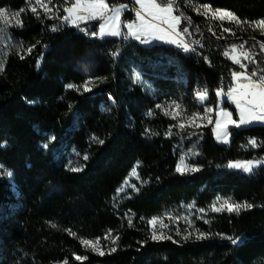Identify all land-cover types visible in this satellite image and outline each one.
Segmentation results:
<instances>
[{"label": "trees", "instance_id": "16d2710c", "mask_svg": "<svg viewBox=\"0 0 264 264\" xmlns=\"http://www.w3.org/2000/svg\"><path fill=\"white\" fill-rule=\"evenodd\" d=\"M174 4L182 18L179 30L188 27L202 46L193 55L176 45L87 38L59 23L61 15L37 19L24 12L27 0H0L5 10L24 9L21 27L12 30L27 50L35 46L30 53L14 50L0 71V165L12 176V183L0 176V264H264V169L246 176L226 168L229 161L264 157V125L231 127L229 142L219 144L211 124L192 132L162 111V105L176 102L188 115L203 113L197 89L206 91V106L216 109L217 89L237 71L223 56L233 45L251 53L248 71L264 68V30L223 36L190 6L231 12L247 25L264 19V0ZM121 18L128 23L133 15L127 8ZM90 29L97 31L98 25ZM224 108L237 118L228 101ZM178 146H195L192 162L199 171H175ZM72 147L89 157L82 171L65 167ZM136 164L145 184L117 211L112 199ZM217 197L252 207L212 215L203 239L151 238L152 217L185 202L205 208ZM125 211L133 214L131 221ZM109 232L116 236L115 251L100 255L82 243ZM238 236L247 237L242 247L224 238Z\"/></svg>", "mask_w": 264, "mask_h": 264}, {"label": "snow or ice", "instance_id": "6c2138e0", "mask_svg": "<svg viewBox=\"0 0 264 264\" xmlns=\"http://www.w3.org/2000/svg\"><path fill=\"white\" fill-rule=\"evenodd\" d=\"M39 3V0H37ZM135 4L141 6L140 10H136L135 20L133 22H129L124 27H126V32H121V24H120V15L123 8L126 6L122 5L120 8H112L111 14H108L109 6L105 3V0H90L88 3H80L79 0H76L73 3L72 7H68L65 11L68 15L64 16V21H69L71 17V23H73L77 29L81 32H85L89 34L91 38L105 39L106 37H121L122 39H134L135 41L140 42L141 44H148L150 41L145 37V33L152 36L153 40H160L168 37L167 42L169 44H176L177 47L182 48L184 53H188L190 51H195V49H190L187 44H184L182 41L178 43V40L173 37H180L183 33H188L189 28L184 27L182 32L176 31V25L180 22L179 16H173V6L174 0H134ZM205 10H208V6L204 5ZM147 10L146 12L144 10ZM24 9H21L20 12L9 13L5 9L0 8V20L3 21L4 25H9L10 20L8 19L9 15L14 17H19L20 13L23 12ZM33 12L36 11L35 8L32 9ZM219 15L216 16L217 19L223 20L225 18L231 19L233 21H237V18L231 12H222L221 10H216ZM74 13H82L80 15H73ZM148 17V18H146ZM99 20L102 21L99 23V31H92L91 29H86L80 27V24L77 21H93ZM138 21V23H137ZM19 24V20H17ZM239 23V21H237ZM162 25H167V27H162ZM256 28L264 30V19L259 21H255L252 25ZM53 30H56L55 27ZM225 32L230 31L225 28ZM5 28L0 26V35L4 34ZM199 43V41H197ZM35 47V46H32ZM32 47L28 48V52L32 51ZM242 47V46H241ZM264 47V46H262ZM236 46L233 45V51ZM118 55V53L113 52V56ZM225 56H229V53L226 51L224 53ZM243 56L245 59L249 60V64L254 63L249 52H244ZM23 58V56L21 57ZM231 58V57H230ZM207 59V57H205ZM234 64H240L241 68L247 69V65L241 64L238 58H233ZM2 70V69H0ZM139 79V78H137ZM232 81L233 84L229 85L227 92L223 90V88L217 89L216 96L218 98L222 96H226L229 101H232L235 104V108L237 110L239 119H233L232 113L220 109L217 113V119L215 121V126L212 128V132L215 134V138L218 142L227 144L229 142V126L232 125L236 128H241L245 126L252 125L256 122L264 123V68H254L251 72L241 71V72H233L232 73ZM69 89L73 88L74 85H67ZM90 89L87 85L84 86V91L87 92ZM199 99L204 101L207 98V93H198ZM157 108L160 107L159 104L156 105ZM211 108H205V119H208V123L211 124L212 120L208 116L211 113ZM175 119V117H173ZM181 129L184 128V125H180ZM195 134V133H193ZM100 144H103V140L97 141ZM249 144L252 147H256V141L250 140ZM47 147V145H44ZM83 159L87 161L89 157L84 155ZM264 164V160H248V161H229L226 167L232 170H242L244 173L252 174L254 169L260 165ZM70 170L72 172L82 171V167H71ZM199 167L193 164H186L185 158H180V163H178L175 167V171L181 175L185 174V172H195L199 171ZM135 171V169H133ZM11 175V174H9ZM135 188V186H133ZM119 191V190H118ZM252 207L251 204H239V203H229L227 199L223 201L220 207H216L213 205L214 212H222L227 211L228 213H236L239 214L242 208L250 209ZM203 211V210H201ZM153 226L157 223V218H152L149 221ZM179 234V233H177ZM208 234L200 232L197 235V239L206 238ZM225 239H230V243L233 246L242 247L247 241V237H224ZM152 239H172L171 236H165L161 233L157 236L154 231L152 234ZM184 239H188L187 236ZM82 243H92L91 241H82ZM95 250V249H93ZM115 251V249H112ZM103 255V252L99 253ZM77 260H85L87 257L77 256Z\"/></svg>", "mask_w": 264, "mask_h": 264}, {"label": "rangeland", "instance_id": "374dc122", "mask_svg": "<svg viewBox=\"0 0 264 264\" xmlns=\"http://www.w3.org/2000/svg\"><path fill=\"white\" fill-rule=\"evenodd\" d=\"M134 2V0H131ZM67 0H39V3H37V0H27V7L24 12L31 14L33 17L37 19H56L59 15L62 16V19L59 20L58 22L61 24H66L71 26L73 23H71V17L69 21H64L63 16L68 15V13L65 11L66 8L71 7L69 4H66ZM80 3H88L90 0L87 1H79ZM147 3V0H145ZM159 2V1H158ZM105 3L109 6L111 14V9L112 8H120L122 5L126 6L124 3L118 2L115 6H111L106 0ZM138 9L140 10L141 6L138 4H135ZM35 8L36 11L33 12L32 9ZM127 9V7L123 8L121 11L122 12ZM190 9L192 12H194L196 15L202 17L205 22L208 23V26H210L211 30H218L220 34L223 36L226 35H231L234 36L236 32H244L246 31L247 28L251 30L259 29L254 26L253 24H241L240 22L237 23V21H233L231 19L225 18L223 20L217 19L216 16L219 15V13L216 12V10H213L208 7V10L206 11L204 8V5H197V6H190ZM7 12L11 13H16L13 11L6 10ZM145 12L147 11L146 9L144 10ZM222 12H227L224 10H221ZM23 12L20 13L19 17H14L12 15H9L8 19L10 20L9 25H4L3 21L0 20V26H3L5 28L4 34L0 35V69L3 68L4 62L6 57L12 53L14 50L18 51L19 53L23 52L24 50L27 52L28 50L24 47V43L21 42L15 33H13L12 28L18 29L21 27V15ZM82 13H74L73 15H80ZM173 16H179L180 17V22L179 24L176 25V31L181 32L179 30V25L181 23V16L178 15L176 11V5L174 4L173 6V11H172ZM148 18V17H146ZM17 20H19V24L17 23ZM230 22L234 24V28H230V31L225 32L224 27L220 25L219 22ZM132 22V21H131ZM129 23V22H128ZM138 23V22H137ZM120 24H121V32H122V27L126 25L127 23L122 22V18L120 15ZM162 27H167V25H162ZM125 30L127 31L126 27H124ZM228 29V28H227ZM12 31V33H10ZM98 31H99V26H98ZM181 36H185L184 33ZM180 36V37H181ZM145 37L150 41L148 44H142L144 46H152L154 44H168V45H176V44H169L167 42L168 37H165L164 39L160 40H153L152 36L148 35V33H145ZM180 37H173L176 38L179 42ZM106 38H114V37H106ZM119 38V37H115ZM233 51V46L229 47ZM244 52H249V50L241 47V46H236L235 50L233 51V55L231 56V61L233 62V58H238L241 62V64L247 65L249 62L248 59H245L243 56ZM250 53V52H249ZM251 55V53H250ZM236 65V72H239L240 70H244L245 68H241L240 64H235ZM248 66V65H247ZM1 71V70H0ZM137 81L142 85L143 89L145 92L152 94L153 90L150 87V85L147 82H144L140 75H137ZM85 85H82L81 89H84ZM76 87V86H74ZM68 88V87H67ZM78 89V87H76ZM80 89V88H79ZM206 91L204 89H197L195 92V99L197 103L204 108L203 113H194L191 115L186 114L185 109L178 103L176 102H168L165 105H162V111L164 112L165 115L171 117H175V121L178 125L179 128L181 124L184 125V128H189L192 132L198 131L201 127L203 126H208L210 125L208 123V119H205V108H211L209 106H206V101L207 98L204 101H201L199 99V96L197 95L198 93H205ZM232 102L227 99L226 96H222L220 98L217 97V103H216V109H212L211 113L208 114V116L212 120V128L215 126V121L217 119V113L220 111V109L227 110L231 112L229 109L224 108V102ZM112 103V102H111ZM232 118L234 119L233 115ZM237 119V118H236ZM252 125H264L262 122H256ZM251 126V125H249ZM233 127L232 125L229 126V129ZM246 127V126H245ZM230 132V130H229ZM214 134V133H213ZM215 136V134H214ZM52 139V137H50ZM216 139V138H215ZM229 140H230V135H229ZM217 141V140H216ZM218 142V141H217ZM219 144H224L221 142H218ZM46 148V147H44ZM177 154H178V163H180V158L184 157L185 158V163L186 164H193V160L195 159L196 156V148L193 146L190 150H185L182 147L178 146L177 147ZM84 155L80 154L79 151H77L74 147H72L64 157V164L67 169L70 170L71 167H82V163L84 161L83 159ZM256 160H264V157L258 158V159H253V161ZM243 162V161H240ZM195 165V164H193ZM227 168V167H226ZM263 168L264 169V164L256 167L254 169V172L252 174L244 173L242 170H237L245 174L246 176H252L258 169ZM135 169V171H133ZM132 171L128 175V177L125 179V181L122 183V185L118 188L116 194L114 195L112 199V206L114 209L118 211L120 209V206L128 199L132 198L134 195H136L139 191V188L145 184L144 181L141 180V178L138 175V164H136L133 167ZM228 169V168H227ZM232 170V169H228ZM185 173H190V172H185ZM11 174L9 171H7L4 167L0 165V176L7 179L9 182L12 183V176L9 175ZM135 186V188H133ZM227 199L229 203H238L235 202L232 199L229 198H224V197H217L215 198L212 202H210L209 205H207L205 208H201L196 206L194 201L191 202H185L181 203L177 206H173L171 208H168L164 210L160 215L155 216L157 218V223L153 226L152 224L149 223L150 225V235L152 238V234L155 231L157 236H159L161 233H163L165 236H171L172 239H184L185 236L188 238H193L197 239V235H199L200 232L208 234V231L206 230V227L209 226L210 220L212 215L219 213V212H214L213 205L216 207H220L223 201ZM239 204H245V203H239ZM244 209V208H242ZM241 209V210H242ZM203 210V211H201ZM223 212V211H222ZM124 217L128 220L133 219V214L131 212L125 211L123 213ZM154 218V217H152ZM152 218L149 220L151 221ZM179 233V234H177ZM115 239L116 236L112 233L109 232L102 240H92L90 244L88 243H83L84 246L88 249H91L93 252L100 253V252H106L110 251L114 248L115 245ZM159 240H164V239H157L155 241ZM88 241V240H86ZM95 249V250H93Z\"/></svg>", "mask_w": 264, "mask_h": 264}, {"label": "built area", "instance_id": "2783aa9c", "mask_svg": "<svg viewBox=\"0 0 264 264\" xmlns=\"http://www.w3.org/2000/svg\"><path fill=\"white\" fill-rule=\"evenodd\" d=\"M79 1H87V0H79ZM109 1H118V2H121V3H124L126 5V7L129 9V11L131 12V14L133 15V20L132 22L135 20V13H136V10H139L138 7L135 5V3H133L132 1H127V0H109ZM76 0H67V4H69L71 7L73 5V3H75ZM110 12V9L108 8V14ZM102 22V21H99V20H93V21H77V23L80 24V27L82 28H86V29H90L92 27V25L96 24L99 26V23ZM138 22V21H137ZM71 26H74L76 27L74 24H72ZM77 28V27H76ZM77 31L79 33H81L82 35H84L85 37L87 38H91L89 34H86L85 32H81L77 29ZM98 32V30H97ZM185 36H181L180 37V41H182L184 44H187V46L190 48V49H195V51H197L198 48H202V46L197 43V40L192 36V34H190L189 32L188 33H184ZM130 40V39H128ZM178 42V43H179ZM176 49L181 52V53H184L182 48H179L177 47L176 45ZM195 51H190L188 53H184V54H189V55H193ZM228 52L229 53V56H225L224 53L225 52ZM233 55V51L231 48H227L224 52H223V56L224 58L226 59H230V57ZM235 65V64H234ZM236 66V65H235ZM237 68V67H236ZM241 71H247V72H251V71H248V69H244V70H240L239 72ZM233 73V72H232ZM232 73L229 74V78H227L224 83H223V90L225 92H227L228 90V87L229 85L233 84L234 82L232 81ZM234 127V126H233Z\"/></svg>", "mask_w": 264, "mask_h": 264}, {"label": "crops", "instance_id": "0c3cea01", "mask_svg": "<svg viewBox=\"0 0 264 264\" xmlns=\"http://www.w3.org/2000/svg\"><path fill=\"white\" fill-rule=\"evenodd\" d=\"M133 2V1H132ZM134 3V2H133ZM134 40V39H133ZM230 105H232V106H234L235 107V104L233 103V102H228ZM236 109V108H235ZM236 114H237V119L236 120H238L239 119V116H238V113H237V110H236Z\"/></svg>", "mask_w": 264, "mask_h": 264}]
</instances>
